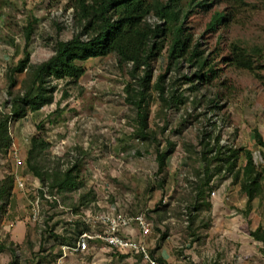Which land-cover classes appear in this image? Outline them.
Instances as JSON below:
<instances>
[{"label": "rangeland", "instance_id": "374dc122", "mask_svg": "<svg viewBox=\"0 0 264 264\" xmlns=\"http://www.w3.org/2000/svg\"><path fill=\"white\" fill-rule=\"evenodd\" d=\"M200 1L182 0L181 16L219 77L200 80L195 76L199 68L187 61L170 65L166 46L153 63L146 91L149 137L140 135L137 109L126 90L128 84L142 87L143 72L134 78L131 64L120 67L114 54L84 62L87 71L78 84L55 81L52 104L10 119L13 144L0 151V178L14 176V190L11 202L0 209V264H149L101 241L65 254L64 246L73 245L84 230H93L84 218L91 216L94 229L100 230L98 216L107 211L143 212L153 231L141 238L164 264H264L262 244L250 235L264 224V201L256 198L247 204L239 177L214 174L210 187L203 188L201 205L196 201L206 167L216 173L222 164L217 159L208 164L205 142L211 147L219 138V145L244 147L264 165V149L254 137L255 129L264 137V82L227 60L232 45L239 44L264 75V0H207L206 9L197 6ZM216 12L225 14L227 24L209 30ZM148 20L159 22L154 15ZM29 27L33 32L28 40ZM76 31L75 12L67 0H0V115L11 116L13 95L21 91L25 73L13 68L24 57L26 43L31 63L38 64L53 54L57 40H68ZM159 75H165L164 100L154 89ZM11 78L19 82L14 88ZM65 89L69 96L64 99ZM34 136L49 144L40 160L44 171L65 169L80 159L85 185L49 199L48 187H43L47 184L27 165ZM158 151L170 152L162 174ZM244 164L242 154L238 166ZM43 190L47 193L42 196ZM124 234L135 236L130 229Z\"/></svg>", "mask_w": 264, "mask_h": 264}, {"label": "trees", "instance_id": "16d2710c", "mask_svg": "<svg viewBox=\"0 0 264 264\" xmlns=\"http://www.w3.org/2000/svg\"><path fill=\"white\" fill-rule=\"evenodd\" d=\"M207 0L197 3V6L208 8ZM68 7L74 9L76 16L77 31L68 40L59 39L53 46V54L45 61L31 63V54L28 50V43L24 49V57L13 68L15 73H25L21 81V91L13 95L12 112L10 115H0V151L8 150L13 140L9 133V122L11 118L20 119L30 112L40 111L43 107L50 105L55 100V93L58 91V80H68L78 84L87 71L84 62L92 58L105 57L110 54L116 56L117 64L121 67L131 64L130 74L135 78L140 72L142 87L134 89L131 84L126 87L130 100L137 109L140 122L142 138L149 137L147 133L148 111L145 107L146 91L150 89L154 72L153 63L159 59L166 46L170 65L178 66L187 61L197 66L195 74L200 80L215 79L219 77L218 69L205 52L200 50V43H194L192 33L184 26L180 8L182 0H67ZM156 16L158 23H151L150 16ZM226 23L227 19L223 12H216L208 24L209 30H216L220 25ZM27 37L29 40L32 27L28 28ZM227 60L236 68H242L252 72L262 82L264 75L257 69L256 61L246 47L234 43L231 47ZM205 70V71H204ZM165 75H159L154 89L164 100ZM186 79H191L186 76ZM19 82L11 78L10 88L17 86ZM12 95V91H9ZM69 96L65 89L62 98ZM254 137L257 145L264 149V137L258 130H254ZM48 141L40 136H34L28 150L27 165L30 170L40 178L42 183L48 187L51 195H62L66 192L78 190L84 186L81 179L80 159H75L65 169L57 166L51 173L43 170L41 158L48 147ZM204 154H212L211 158L204 157L208 164L217 159L222 162L216 173L206 167L205 181L202 183L196 201L203 200V188L210 187L214 174L226 172V175H235L240 180V190L244 194L247 204L252 203L256 198L264 201V165L256 162L251 150L244 147H229L219 145V138L216 143L210 146L205 142ZM173 150V149H171ZM170 152L158 151V173L162 174L166 167V160ZM244 154L245 164L238 166L240 156ZM14 190V176L0 178V209L11 202ZM42 196L44 190L41 192ZM89 194H94L90 190ZM86 195L82 197L84 203ZM53 203H57L56 200ZM55 203V204H56ZM210 205V203H207ZM251 237L262 244L264 253V224H259L250 231ZM4 246H0V251ZM159 264H164L161 258L154 256ZM142 258L141 256H139ZM13 264V263H9Z\"/></svg>", "mask_w": 264, "mask_h": 264}, {"label": "built area", "instance_id": "2783aa9c", "mask_svg": "<svg viewBox=\"0 0 264 264\" xmlns=\"http://www.w3.org/2000/svg\"><path fill=\"white\" fill-rule=\"evenodd\" d=\"M18 186L23 187V182L18 180ZM47 193V191L45 192ZM44 193V195H45ZM213 194L215 192L213 191ZM56 196L50 195L49 199ZM72 211V209H70ZM77 214L72 211V216ZM87 223L93 226V230H84L74 241L71 246H64L65 254L67 252L85 251L90 248L92 243L101 241L105 243L111 250H127L142 257L149 264H159L158 261L151 256L148 245L145 240H137L135 236L124 234V230L130 229L131 233L136 229L143 237L150 235L153 231V224L143 213L135 215L116 214L114 212H103L98 216V223L101 224L100 230H95L94 221L91 216L84 218ZM133 235V234H132Z\"/></svg>", "mask_w": 264, "mask_h": 264}, {"label": "crops", "instance_id": "0c3cea01", "mask_svg": "<svg viewBox=\"0 0 264 264\" xmlns=\"http://www.w3.org/2000/svg\"><path fill=\"white\" fill-rule=\"evenodd\" d=\"M258 225H259V224H258ZM131 234H134L136 237H138V235H140V236H139V240H142V238H141L142 235H141L136 229H135L134 232L131 233ZM143 240H145V239H143Z\"/></svg>", "mask_w": 264, "mask_h": 264}]
</instances>
